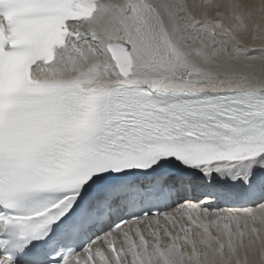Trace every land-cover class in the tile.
<instances>
[{"label":"snow or ice","instance_id":"obj_1","mask_svg":"<svg viewBox=\"0 0 264 264\" xmlns=\"http://www.w3.org/2000/svg\"><path fill=\"white\" fill-rule=\"evenodd\" d=\"M0 264H264V0H0Z\"/></svg>","mask_w":264,"mask_h":264},{"label":"bare ground","instance_id":"obj_2","mask_svg":"<svg viewBox=\"0 0 264 264\" xmlns=\"http://www.w3.org/2000/svg\"><path fill=\"white\" fill-rule=\"evenodd\" d=\"M249 2L259 4V3H261V0H249Z\"/></svg>","mask_w":264,"mask_h":264}]
</instances>
